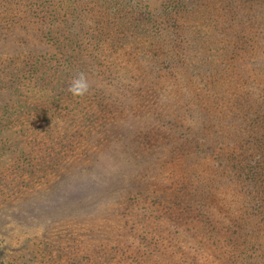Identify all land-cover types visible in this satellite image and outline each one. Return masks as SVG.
Instances as JSON below:
<instances>
[{
	"label": "trees",
	"instance_id": "1",
	"mask_svg": "<svg viewBox=\"0 0 264 264\" xmlns=\"http://www.w3.org/2000/svg\"><path fill=\"white\" fill-rule=\"evenodd\" d=\"M80 72L90 87L74 96L68 87ZM108 77L123 80L113 84L116 98ZM124 107L146 128L138 152L150 161L140 188L115 192L118 178L105 181L102 164L89 158L64 202L54 168L60 160L36 143L55 137L63 152L76 139L109 140ZM133 142L117 140L130 150ZM14 143L19 153L8 155ZM147 175L160 178L162 196ZM0 183L17 187L5 200L21 198L26 215L40 205H59L64 218L84 213V264L209 263L187 253L163 258L165 232L184 245L202 236L207 258L241 246L220 264H264V0H163L154 8L148 0H0ZM109 202L123 224L107 232L90 218ZM100 231L110 241L128 236L109 247L92 243ZM120 241L133 254L117 255Z\"/></svg>",
	"mask_w": 264,
	"mask_h": 264
},
{
	"label": "rangeland",
	"instance_id": "2",
	"mask_svg": "<svg viewBox=\"0 0 264 264\" xmlns=\"http://www.w3.org/2000/svg\"><path fill=\"white\" fill-rule=\"evenodd\" d=\"M148 1L150 2L151 7L154 8L163 0ZM61 57L62 58L58 62H55L56 65L65 61L64 56L61 55ZM101 61L107 63L104 59H101ZM99 68L100 66L96 63L95 69ZM102 68H104L103 65ZM92 69L96 72L93 67ZM117 81L120 83L123 82L120 77H117V79H111L108 77V79H106L108 92H111L110 94L115 98L117 92L115 89L116 87H114L113 84ZM125 102H129L131 105L134 104V100L131 99L125 100ZM133 113L135 112H132V109L124 107V110L116 115L117 118H113L118 122V125L109 140L103 138V136L102 138L94 139L93 141H88L86 138L76 139L73 143L70 141L68 143L70 146H67L63 152L58 151L60 145L55 141V137L46 138V143L41 141L36 143V147H40L41 150L48 146L51 148L44 153L47 158L48 156H51V158L60 160L59 163L57 162L54 164V168L57 174H59L57 178L61 179V183L58 184L57 190L60 189L67 192L64 202L71 201L70 193L72 194L75 191L73 192L69 185L73 183V179L76 177L81 180L82 173L85 172L86 169H89V158H91V162H93L91 165L93 166L97 160L102 164V171H105V181L112 179L113 182L118 178L115 192L127 195L130 191L135 192L138 187L140 188V186L137 185V181L139 178L141 179V176L146 171V166L150 159L138 152V145H140L141 141L144 139L146 128L145 126H142V121L138 122V115H133ZM110 126V124L104 125V130H107ZM130 136L134 138V142L131 143V145L134 144L135 150H130L128 146L124 147L120 146L121 144L118 145V139H125ZM108 142L110 144H108ZM163 142L164 139L161 140V143ZM13 148L16 149L14 150L15 152L8 155L19 153L18 144L14 143ZM127 150L132 151V154L127 155ZM110 169L111 172L107 174ZM92 170L93 168H91V171ZM153 170L154 169L149 171V175ZM54 172L55 171H51L49 178L53 176ZM37 174L41 175L42 172L38 170L36 171V174L33 175L37 176ZM7 178L11 179V176L8 175ZM145 178H148V180H146L147 186H151L152 193H156V195L160 194V196H162V190L159 189V186L162 188V182H159L160 178L157 175L152 177L147 175L144 179ZM43 185L45 187L46 184L41 183L40 185L28 189L29 191H26L27 193L23 194L30 195L31 193H36ZM146 187L142 190H146ZM68 188H70V190H68ZM15 190H17V187L12 190L11 187L0 183V244L5 252L6 264H84V217L81 218V215L84 216V213L80 216H70L67 218L65 216L64 218L61 217L63 214L61 213L59 205H53L51 210H48L47 205H44L43 207L40 205L37 206V210L32 215H26V213L20 208L21 206H24L21 198L18 200L19 197L17 198V196H15L12 200H5L7 197H5V195ZM150 197L152 198V196ZM30 204L31 202L27 205V209L30 207ZM112 206L117 208L118 204L115 206V202H109L107 205H101L97 210L98 212L96 211L91 215V223L103 224V230H106L107 232L111 231L112 227L119 230L118 226L119 224H123V220L122 218L115 216L117 214L113 213L111 209ZM57 210H60V216L57 214ZM68 218L69 220H71V218L76 219L73 220V227L65 226L69 224ZM112 218L115 219V223L111 224L110 220H112ZM57 229H59V233L64 230L65 235L58 238L56 234ZM133 231L134 228L132 229V232ZM103 232L104 231H100L97 232L94 237L91 236L92 243H102V245L107 244L106 246L109 247L110 242H119V240H123L117 239L118 237L126 239L125 237L128 236L125 232H121L119 235L114 234L111 238L114 240L110 241L109 236L102 235ZM160 237L162 238L160 253L164 254L163 258L166 257L168 253H171V256H184L183 253H187V255L194 254L200 262H206L209 260L208 264H220L219 260L223 259L225 256H233L232 252H235L234 254L237 257L241 250L240 245L237 246L231 244L226 252L221 250L220 253H218L222 255L223 258L220 257V259H218L217 256L207 258L203 257V248L200 247L205 241L202 236H197L196 238L187 237L191 242L190 245H184L180 235H172L171 233L165 232L164 235H161ZM105 238H108L109 240L103 243L102 240ZM44 241L51 242L53 247H47ZM216 241L217 243H213V241L210 240L213 247L217 246L219 240ZM120 242L121 245H119L118 250H116L117 255L124 254L127 257V254H133L131 249H126L127 244H122V241ZM98 251H102V249H99ZM211 252L216 254L215 251L213 252L211 250Z\"/></svg>",
	"mask_w": 264,
	"mask_h": 264
},
{
	"label": "clouds",
	"instance_id": "3",
	"mask_svg": "<svg viewBox=\"0 0 264 264\" xmlns=\"http://www.w3.org/2000/svg\"><path fill=\"white\" fill-rule=\"evenodd\" d=\"M89 87L85 74L80 72L72 79L68 91L74 96H84L89 91Z\"/></svg>",
	"mask_w": 264,
	"mask_h": 264
}]
</instances>
